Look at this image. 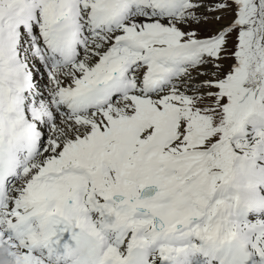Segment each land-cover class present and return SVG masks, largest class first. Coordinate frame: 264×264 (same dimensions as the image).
I'll return each instance as SVG.
<instances>
[{
  "label": "snow or ice",
  "instance_id": "snow-or-ice-1",
  "mask_svg": "<svg viewBox=\"0 0 264 264\" xmlns=\"http://www.w3.org/2000/svg\"><path fill=\"white\" fill-rule=\"evenodd\" d=\"M10 264H264V0H0Z\"/></svg>",
  "mask_w": 264,
  "mask_h": 264
},
{
  "label": "clouds",
  "instance_id": "clouds-1",
  "mask_svg": "<svg viewBox=\"0 0 264 264\" xmlns=\"http://www.w3.org/2000/svg\"><path fill=\"white\" fill-rule=\"evenodd\" d=\"M0 264H10V262L4 257L3 251H0Z\"/></svg>",
  "mask_w": 264,
  "mask_h": 264
}]
</instances>
